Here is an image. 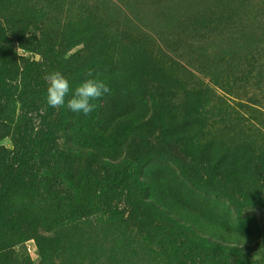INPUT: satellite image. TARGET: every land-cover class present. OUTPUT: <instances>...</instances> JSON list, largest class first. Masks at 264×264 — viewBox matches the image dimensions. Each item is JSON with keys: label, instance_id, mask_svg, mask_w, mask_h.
Segmentation results:
<instances>
[{"label": "rangeland", "instance_id": "obj_1", "mask_svg": "<svg viewBox=\"0 0 264 264\" xmlns=\"http://www.w3.org/2000/svg\"><path fill=\"white\" fill-rule=\"evenodd\" d=\"M4 33L0 264H264V0H0ZM52 70L111 91L52 108Z\"/></svg>", "mask_w": 264, "mask_h": 264}, {"label": "clouds", "instance_id": "obj_2", "mask_svg": "<svg viewBox=\"0 0 264 264\" xmlns=\"http://www.w3.org/2000/svg\"><path fill=\"white\" fill-rule=\"evenodd\" d=\"M46 82L45 102L52 108L65 105V98L71 92L67 100V107L74 113L90 115L97 105L94 103L105 94L110 93L106 82L98 76L89 73L88 78L72 89L69 79L59 70L47 71L43 77Z\"/></svg>", "mask_w": 264, "mask_h": 264}, {"label": "trees", "instance_id": "obj_3", "mask_svg": "<svg viewBox=\"0 0 264 264\" xmlns=\"http://www.w3.org/2000/svg\"><path fill=\"white\" fill-rule=\"evenodd\" d=\"M2 36L3 37H2V42H0V48L3 50H8V51L12 52L13 51V46H12L13 43H11V40H9L8 33H4V34H2ZM38 65H40V64H38ZM38 65L36 64V67ZM18 71H19V67L16 64V62H14V60L12 59V55H11V57H7V55H6L0 59V82H1V86H2L3 91H5L6 93L7 92L11 93V89L9 88V86H11V87H13V86L10 84L8 85L7 83L10 82L9 80H11L13 75H15V81H16V88L15 89L19 88V85L17 84L19 81L17 79ZM25 74H27V68L22 70V75L24 76V80H25ZM11 81H14V79H12ZM9 97H10V95L8 94V96L6 95V98H4V99H8ZM2 112H3L2 109H0V117L2 116L1 115ZM0 121H1V119H0ZM4 122H7V119ZM2 125L3 124H1L0 126H2ZM0 128H7V127L4 126V127H0ZM22 135L23 134H21V132H20L19 138L16 141H14L15 150H16V152H13L14 155L13 154L11 155V153L7 149L0 147V169L4 168L6 171H8L10 173L9 174L10 176L13 175L14 173L18 172L21 168H24V166H25V161L22 160V157L24 154L23 153L24 152L23 143L25 142V138ZM8 160H9V162H12V163L15 161L16 162L13 163L14 164L13 166L8 167L6 165V162H8ZM21 162H22V164H21ZM33 171L34 170L31 167V169H29V173L26 175L32 176L34 174ZM5 181H7V180H5ZM7 185H8V182L5 185L6 190H7Z\"/></svg>", "mask_w": 264, "mask_h": 264}]
</instances>
